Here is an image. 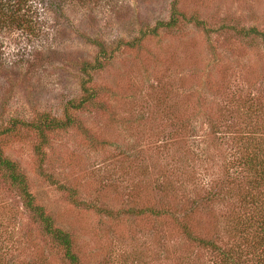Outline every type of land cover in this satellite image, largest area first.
Returning a JSON list of instances; mask_svg holds the SVG:
<instances>
[{"label": "rangeland", "instance_id": "1", "mask_svg": "<svg viewBox=\"0 0 264 264\" xmlns=\"http://www.w3.org/2000/svg\"><path fill=\"white\" fill-rule=\"evenodd\" d=\"M49 1L33 4L35 34L0 35L4 126L41 112L63 117L66 103L80 97V62L94 57L95 43L129 42L167 21L175 2L68 1L59 10ZM178 9L176 27L122 46L104 71L93 73L105 109L73 116L102 145L94 147L76 127L56 130L48 133L42 161L32 128L19 124L0 137L36 203L72 232L82 264H215V251L190 247L172 218L147 209L176 210L206 234L217 228L228 236L230 202L207 201L208 187L242 171L237 140L220 116L235 121L243 101L264 102V48L254 50L237 37L243 28L264 32V0H178ZM195 18L204 27L195 26ZM163 180L178 190L161 194ZM200 190L194 205L173 198ZM71 191L85 205L74 203ZM0 258V264H67L1 173Z\"/></svg>", "mask_w": 264, "mask_h": 264}, {"label": "trees", "instance_id": "2", "mask_svg": "<svg viewBox=\"0 0 264 264\" xmlns=\"http://www.w3.org/2000/svg\"><path fill=\"white\" fill-rule=\"evenodd\" d=\"M49 1V0H47ZM68 1L78 4H86L93 0H50V7H62ZM35 0H0V35L8 31H18L24 34H35L36 24L34 21ZM64 3V4H63ZM66 3V4H65ZM63 4V5H62ZM178 0L173 2L169 11L167 21L159 20L154 27H147L139 32V36L132 40H119L112 44L104 41L95 43L96 49L92 59L80 62L82 81L80 83V97L69 100L64 108L63 117L56 113L41 112L31 116L26 120H11L10 126L0 123V137L15 130L17 125L32 128L38 135L39 140L35 146V152L43 161L45 157L44 148L48 144V133L56 130L66 131L72 127L78 128L85 133L86 139L94 147H99L100 141L96 137L87 134L82 122L73 116V112L83 111L87 108L95 110L105 109L100 100L102 94L94 87L93 73H100L105 70L114 54L122 46L135 47L142 42V39L151 35H157L160 28L171 29L178 23ZM193 24L199 28L204 27V22L195 18ZM237 31V29L234 28ZM237 37L246 39L248 47L256 49L264 48V32L257 28L237 31ZM114 45H116L114 47ZM238 118L234 121L232 116H220L224 127L228 133L235 135L238 147L240 148L239 159L243 160L240 165L242 171L225 176V182H214L209 185L207 201L217 202L216 199L229 200L230 215L225 235L219 234L217 228L213 233H205L206 227L194 220L192 217L180 218L177 211H162L147 209L159 218H172L173 224L178 228L185 242L198 250L210 248L215 251V264H264V102L252 100L240 104ZM36 112L34 111L33 114ZM216 128V132L218 127ZM0 173L3 179L9 184L12 191L22 201L26 210L30 213L33 221L40 227L43 236L50 242L53 248L60 251L63 260L67 264H82V259L77 252L76 242L72 232L66 231L58 226L54 217L36 203L35 196L30 191L28 179L22 172L20 165L7 158L0 147ZM222 180V181H223ZM159 181V180H158ZM156 181V184L157 182ZM237 183L240 185L238 186ZM168 180L160 181L157 188L161 189V194L169 196L167 190L174 189ZM174 192V191H172ZM201 191L194 195L178 194L175 192L173 198L179 201H190L192 205L199 202ZM71 199L77 205H85L74 199L71 191ZM194 196V197H193ZM197 205V204H196ZM195 205V206H196ZM99 213L111 216L109 210L98 209ZM141 210L137 214L142 215ZM218 232V233H217ZM219 234V235H218ZM221 243V244H220ZM1 259V258H0ZM1 263V260H0Z\"/></svg>", "mask_w": 264, "mask_h": 264}]
</instances>
